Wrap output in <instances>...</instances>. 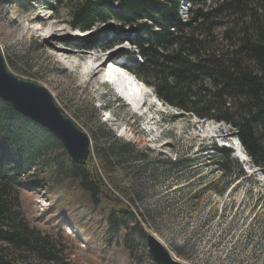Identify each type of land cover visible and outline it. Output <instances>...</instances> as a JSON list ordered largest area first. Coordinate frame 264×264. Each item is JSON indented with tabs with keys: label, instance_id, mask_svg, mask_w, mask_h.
Masks as SVG:
<instances>
[{
	"label": "rangeland",
	"instance_id": "374dc122",
	"mask_svg": "<svg viewBox=\"0 0 264 264\" xmlns=\"http://www.w3.org/2000/svg\"><path fill=\"white\" fill-rule=\"evenodd\" d=\"M1 1L0 48L10 70L46 87L89 135L91 147L95 143L88 111L94 104L104 131L133 143L150 158L194 160L171 175L155 174L152 169H113L107 175L99 167L105 186L98 204L78 180L61 178L49 168L39 172L38 187L22 190L29 225L55 237L69 264H149L153 259L146 243L139 244L134 235L132 249L126 245L125 228L113 233L108 224L113 211L130 204L137 213L150 210L148 223L140 216L145 231L186 264H264V171L246 157L236 131L228 123L201 119L160 101L147 84V91L140 90L141 95L147 94L144 102L138 98L139 105L123 108L116 100L123 98L118 78L106 75L89 80L87 66H96L101 57L115 55L126 65L141 61L135 45L126 40L128 28L117 20L81 31L68 24L66 6L52 3L53 8L47 0ZM188 7L189 0H183V18ZM110 25L121 33L117 38L113 31L106 33ZM52 32L54 39L45 43ZM51 45L68 52L74 49L82 59L64 60ZM85 59L88 65L79 67ZM108 63L107 68H112ZM228 145L231 156L235 157L234 152L241 156L245 173L231 182L214 149ZM35 171L32 168L23 180H33Z\"/></svg>",
	"mask_w": 264,
	"mask_h": 264
},
{
	"label": "trees",
	"instance_id": "16d2710c",
	"mask_svg": "<svg viewBox=\"0 0 264 264\" xmlns=\"http://www.w3.org/2000/svg\"><path fill=\"white\" fill-rule=\"evenodd\" d=\"M47 1L53 8L52 3L66 6L73 29L88 31L110 20L127 27L126 40L141 57L126 65L132 74L160 101L201 119L228 123L246 155L264 171V0H189L186 18L181 16L183 0ZM109 31L116 33L115 38L121 34L112 25ZM116 100L128 107L122 97ZM92 105L88 114L95 144L87 162L78 164L52 131L0 97V264H69L60 242L31 227L24 216L22 190L40 185L39 172L53 168L61 178L78 180L98 204L105 186L99 167L107 175L113 169H152L171 175L194 161L150 158L133 143L104 131ZM214 149L222 157L220 166L228 182L245 175L229 146ZM32 168L37 169L33 180L24 181L23 175ZM129 205L113 211L108 224L113 233L125 228L126 245L133 249L134 235L139 244L146 243L144 222L148 223L150 210L137 213Z\"/></svg>",
	"mask_w": 264,
	"mask_h": 264
},
{
	"label": "water",
	"instance_id": "95a60500",
	"mask_svg": "<svg viewBox=\"0 0 264 264\" xmlns=\"http://www.w3.org/2000/svg\"><path fill=\"white\" fill-rule=\"evenodd\" d=\"M0 97L10 102L23 115L52 131L74 162H87L91 149L89 135L60 108L46 87L13 73L1 48ZM146 244L155 264H186L151 233L146 235Z\"/></svg>",
	"mask_w": 264,
	"mask_h": 264
},
{
	"label": "bare ground",
	"instance_id": "6f19581e",
	"mask_svg": "<svg viewBox=\"0 0 264 264\" xmlns=\"http://www.w3.org/2000/svg\"><path fill=\"white\" fill-rule=\"evenodd\" d=\"M55 35H56V33H54V32L50 33V37H48V39H44V42L49 44L50 38L54 39ZM51 46L54 49L56 48V50L60 53V57H62L64 60H68L70 62H75L74 58H76V57L82 59V56L79 53L75 52L74 49H72L71 52H68V51H65L64 49H62V47H57L54 45H51ZM123 48H124V46H123ZM108 61H109V63L123 62L120 59H118L115 55H110V56L105 57V58L101 57L98 61L99 63L96 66H93L92 68L90 67V69H88V66H87L86 74L88 75L89 80L97 81L99 78H104L106 75L108 77H111V78L115 76L114 78L115 79L118 78V81L121 82V92L123 95V100L125 102H127L125 96H128V98L131 100V102L134 105H139L140 101L138 100V98H139L138 93L140 90L143 91V89L140 87L139 84L137 85L135 82H132L130 80H125V79L122 80L119 73L113 71L111 67L107 68ZM75 65L73 64V66H75ZM78 65H79V67L84 68L86 65H88V59L84 60V65H82V64L81 65L78 64ZM78 65H76V66H78ZM105 71L107 72V74H105ZM121 74H123L124 77H127L130 79V75H128L127 73L122 72ZM140 100H141V98H140Z\"/></svg>",
	"mask_w": 264,
	"mask_h": 264
}]
</instances>
